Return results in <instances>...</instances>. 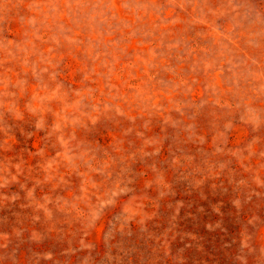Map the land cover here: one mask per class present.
Returning a JSON list of instances; mask_svg holds the SVG:
<instances>
[{
	"label": "rangeland",
	"instance_id": "374dc122",
	"mask_svg": "<svg viewBox=\"0 0 264 264\" xmlns=\"http://www.w3.org/2000/svg\"><path fill=\"white\" fill-rule=\"evenodd\" d=\"M0 264H264V0H0Z\"/></svg>",
	"mask_w": 264,
	"mask_h": 264
}]
</instances>
